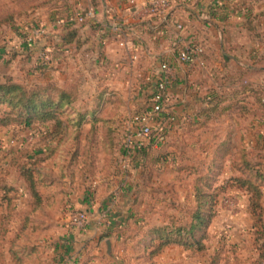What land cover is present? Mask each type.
I'll use <instances>...</instances> for the list:
<instances>
[{"label":"rangeland","instance_id":"obj_1","mask_svg":"<svg viewBox=\"0 0 264 264\" xmlns=\"http://www.w3.org/2000/svg\"><path fill=\"white\" fill-rule=\"evenodd\" d=\"M116 2L0 0V264H209L215 253L220 264H249L257 255L250 196L232 179L261 191L256 205L264 214V0H173L153 13L146 7L143 19L168 24L139 41L131 37L130 45L104 32L125 17V3L120 12ZM61 5L70 7L69 27L60 22L70 14ZM185 16L192 34H181L190 38L184 45L193 41L203 53L184 65L185 74L177 69L183 79L164 70L179 87L166 93L164 110L177 119L171 111L180 106V120L170 126L150 119L152 136L160 131L166 144L125 160L124 137L147 112L152 92L142 87L156 82L162 63L176 60ZM56 89L75 100L47 110ZM209 95L223 99V112L202 114ZM85 203L105 211L88 214ZM198 203L212 214L205 251L173 246L153 257L168 239L155 231L188 223ZM80 212L88 222H74ZM107 231L112 237L103 238Z\"/></svg>","mask_w":264,"mask_h":264},{"label":"trees","instance_id":"obj_2","mask_svg":"<svg viewBox=\"0 0 264 264\" xmlns=\"http://www.w3.org/2000/svg\"><path fill=\"white\" fill-rule=\"evenodd\" d=\"M65 10V13H70L69 12V6L68 5H61V10ZM216 8V7H214ZM58 12H62L58 9ZM64 13V12H63ZM72 16V14L70 13L67 16H64V18L60 19V22H62V26L63 27H69L70 26V17ZM93 20L89 21L88 23L92 24L90 26L93 27V29H96V27H94L95 25L93 24ZM72 25L75 24V21L71 22ZM116 27L118 29H123L124 26L122 24H120L119 22H116ZM99 26V25H98ZM68 29V28H67ZM77 29L74 30L72 32V36L64 37L63 39V44H72V42L74 41V39L76 38L77 35ZM78 47H80V45L78 44ZM176 47V46H175ZM180 47H176L175 49H179ZM177 53V52H176ZM177 55V54H176ZM158 80H156V82H154V88L153 91L155 90V86ZM11 88V87H8ZM244 90H248V85L243 86L242 87ZM12 91H14V85H12ZM55 93H57V97L51 98L48 97L46 99V103H45V108L47 110H52L57 109V110H62L63 108L69 107L73 104L75 98L71 97L72 93H69L67 91H64L62 89H59L55 91ZM19 95H21L19 93ZM153 93H151L149 99L151 100L153 97ZM149 100V101H150ZM223 102V99H220L218 96H214V95H209L205 98V101L203 102V107H202V114L204 115H208L209 113H211L213 110H217L219 113L223 112L222 111V107L220 108V103ZM150 103H148L147 105V111L150 110L149 107ZM53 107V108H52ZM235 107V105H232V108ZM88 115H90V113H87ZM164 116H162L164 119L168 118L169 115L167 114H163ZM201 116V113H200ZM200 116L198 115V118H200ZM46 118H50V113H46ZM180 118H177L176 121H179ZM48 121V120H47ZM31 121L29 119V117H27L25 119V125L29 124ZM62 126V123H60V121L57 122V125ZM78 137V135H76ZM94 137V135H93ZM153 144H154V139H152L150 141V145H146L144 147H141L138 151H136L135 156L133 157V159H131L130 161L134 160L139 156H143L148 155L149 152L152 150L153 148ZM166 143L164 142L163 145H165ZM163 145H159L157 147H162ZM236 185L235 188L236 189H240L243 190L244 192H246L249 196V205H248V210L250 213V216L252 217V219L254 220V224H253V230H254V246H255V252H256V257L250 261L249 264H264V214L260 212L261 209H259V207L256 205V197L255 195L258 194V196L260 197V194L263 195L261 193V191H258L256 189V187L254 185H251L250 183H248L247 181L241 179L240 177H234L232 179ZM219 196V194H215L214 197L211 199L210 201V207H209V211H211L214 208V205L216 204L215 201L217 199V197ZM201 205L198 203L196 209L193 211V214L190 216L189 218V222L185 223L184 225H179V227L177 226L178 224H172L173 226L171 227L173 230H170L167 227H163L162 229L156 230L155 233H160L161 235L165 234V238H168L167 241H165L164 243H161L158 248L153 251V257H158L159 255H161V253L169 248V247H173V246H179L181 248H183L184 250H192L193 253H201L203 251H205V245L204 242L206 241L207 235H206V230L208 227V224L211 220V215H206V212H202L200 209ZM153 233V232H152ZM175 234V239L174 241H172V244L169 243V241L171 239H169V237L171 238V235ZM102 236V235H101ZM180 236V237H179ZM103 238H109L112 237V233L110 231H107L106 233L103 234L102 236ZM185 238V239H184ZM182 239H184L182 241ZM168 242V243H166ZM222 261V259L219 256V253H215L212 258H211V262L209 264H220V262Z\"/></svg>","mask_w":264,"mask_h":264},{"label":"built area","instance_id":"obj_3","mask_svg":"<svg viewBox=\"0 0 264 264\" xmlns=\"http://www.w3.org/2000/svg\"><path fill=\"white\" fill-rule=\"evenodd\" d=\"M173 0H146L145 5L148 8V11L151 13L157 12L161 8L164 9L168 7L167 5L172 4ZM83 17H81L79 14L76 16L77 21L82 22ZM112 29H114V32H119L120 29L116 27V25L112 26ZM119 34V33H117ZM184 45V44H183ZM203 53L202 47H199L197 44H195L193 41L188 42V44H185L182 48H179L177 51V62H179L182 65H192L196 62V59ZM161 73L159 76V79L156 83L155 90L153 91V97L149 101L150 110L145 112L149 115H146L145 113H142L141 115L135 117L132 119V135H127L124 137L123 145V157L125 160H131L135 156L136 151H138L141 147H144L146 145H150V141L154 139L153 147H157L159 145H163L165 142V138L163 137V134L160 133V131H157L155 136H152L151 127L149 124V120L152 119L153 121H158L159 119H164L162 116L165 113L164 110V101H165V95L172 86L170 83L169 78L167 77V73L164 71L166 68H170L169 64L166 62L162 63L160 65ZM168 115V114H167ZM157 117L158 119H153V117ZM166 121H169L172 126L174 122L176 121V118L174 116L169 115L168 118H166ZM152 136V137H151ZM104 217V215H103ZM74 222L80 224L84 222H88V214L84 212H80L76 215L74 218Z\"/></svg>","mask_w":264,"mask_h":264},{"label":"crops","instance_id":"obj_4","mask_svg":"<svg viewBox=\"0 0 264 264\" xmlns=\"http://www.w3.org/2000/svg\"><path fill=\"white\" fill-rule=\"evenodd\" d=\"M116 1H117L116 3H118V5L115 4L114 8H115V10L120 11V12H122V7L119 8V6H121L123 3H125L124 5L127 7V12L126 13L124 12L123 14L125 15L126 19H125L124 16L117 17L115 15L116 13L113 14L114 11L112 10L113 11L112 16L113 17L116 16V17L114 19H112L110 21V23L108 22V24L103 25L104 30H105L104 32L108 35L107 39H111V40H113V39H115V40L116 39H120V40L124 39L125 40V44L130 45V43H128V41L129 40H131V41L133 40L131 37H135L137 39V41H139V39L141 40V38H140L141 35H145L146 37H148L147 35H151L154 31H162L168 24L169 20L166 21V22L163 21V22L160 23L159 20H156V18L152 19V17L151 18L149 17V18L143 19V17H141L142 13L145 14L146 16L148 14H150L146 10V6H145V1L146 0H135V6H130L129 5V0H116ZM180 1H182V0H180ZM182 5H184V4H182ZM201 5H204V4H201ZM184 6H186V5H184ZM140 18H142V19H140ZM182 18L183 19H181V21L177 24L178 27H179V30H180V31L177 30L179 32V36H180V38L177 39V42H179V44H184L185 40H189L191 38V34H192L191 28L187 25L188 18L187 17L185 19H184V17H182ZM132 19H134V20H132ZM165 19H167V18H165ZM116 22H119L120 24H122L124 26V28L121 29L119 32H114V29H112V26H114L116 24ZM177 31L175 32V36H178V32ZM185 31H186L188 37H190V38L182 37L181 34L183 32H185ZM144 32H145V34H144ZM117 33H119V34H117ZM146 33H147V35H146ZM168 38H169V43H168L167 46L169 48L173 44V41L170 42V36H168ZM134 45L136 47L142 48V46H141L142 43L134 42ZM129 48H130V50L137 51V48H135V47H129ZM148 53H149V50H148ZM166 63L169 64L170 68L171 67L173 68L174 74L176 75V77L178 76L177 79H183V75L182 74H185V73H183L182 69L184 70V65L180 64L179 62H177V60H174L172 63H169V62H166ZM177 69L182 71V74L178 73ZM150 78H149V80H150ZM158 79H159V77H156V80H158ZM153 88H154V83H152L150 81L147 86L145 85L144 87H142V90H144L145 92L152 91L151 93H153ZM178 88H179L178 85L176 83L175 84L173 83L172 86L170 87L169 93L172 92V93L176 94ZM108 92H112V91H111V89L105 87L103 93H108ZM179 107L174 108V110L171 111L173 114H176V116H179L178 118H180V116H181V109H180V112H178L179 111ZM116 195L119 196L118 194H116ZM86 204H88V205H86ZM106 204L108 205L109 203H106ZM82 206H83L82 208L87 213L89 212L88 214H91L93 212V213H97L99 215V213H102V212L105 211L103 209L105 207L104 205H103L104 207H101L102 208L101 212L99 211L100 208L97 209V211H96L95 204H93L92 207H90V203H85ZM105 209H107V208H105ZM108 213L109 214H108L107 218H109L110 216L113 217V215L115 214L112 210L110 212H108Z\"/></svg>","mask_w":264,"mask_h":264},{"label":"water","instance_id":"obj_5","mask_svg":"<svg viewBox=\"0 0 264 264\" xmlns=\"http://www.w3.org/2000/svg\"><path fill=\"white\" fill-rule=\"evenodd\" d=\"M106 247H107V254L110 255L111 253V244L108 240H106Z\"/></svg>","mask_w":264,"mask_h":264}]
</instances>
